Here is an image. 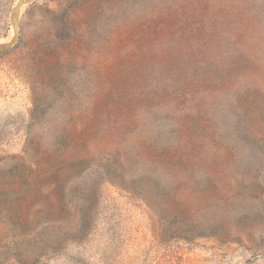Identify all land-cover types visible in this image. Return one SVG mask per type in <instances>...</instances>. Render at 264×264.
Wrapping results in <instances>:
<instances>
[{
	"label": "rangeland",
	"instance_id": "rangeland-1",
	"mask_svg": "<svg viewBox=\"0 0 264 264\" xmlns=\"http://www.w3.org/2000/svg\"><path fill=\"white\" fill-rule=\"evenodd\" d=\"M0 264H264V0L24 4Z\"/></svg>",
	"mask_w": 264,
	"mask_h": 264
},
{
	"label": "water",
	"instance_id": "water-1",
	"mask_svg": "<svg viewBox=\"0 0 264 264\" xmlns=\"http://www.w3.org/2000/svg\"><path fill=\"white\" fill-rule=\"evenodd\" d=\"M29 1L30 0H24L21 3V6H23L24 4L28 3ZM20 10H21V7H20L19 11L17 10L15 12V16H14L15 18H14V22H13V25L16 24V26H17V35H16L15 39L12 42H10V43H0V52H3L5 50H7V49H10L13 46V44L16 42L17 38H18V18H19Z\"/></svg>",
	"mask_w": 264,
	"mask_h": 264
},
{
	"label": "bare ground",
	"instance_id": "bare-ground-1",
	"mask_svg": "<svg viewBox=\"0 0 264 264\" xmlns=\"http://www.w3.org/2000/svg\"><path fill=\"white\" fill-rule=\"evenodd\" d=\"M24 0H18V3H17V5H16V7H15V9H14V12H13V17H12V19H13V22H14V16H15V12L18 10L19 11V9H20V7L22 8L23 6H21V3L23 2ZM16 35H17V26H16V24L14 25V27H13V31H12V36H11V38L8 40V41H6V42H3V43H10V42H12L14 39H15V37H16Z\"/></svg>",
	"mask_w": 264,
	"mask_h": 264
}]
</instances>
